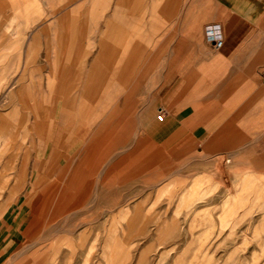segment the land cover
I'll use <instances>...</instances> for the list:
<instances>
[{
    "label": "rangeland",
    "instance_id": "rangeland-1",
    "mask_svg": "<svg viewBox=\"0 0 264 264\" xmlns=\"http://www.w3.org/2000/svg\"><path fill=\"white\" fill-rule=\"evenodd\" d=\"M5 59L0 45V264H264V170L251 172L249 158L226 162L228 156L182 158L165 151L167 156L154 158L150 166L132 168V158L122 156L133 143L143 146L138 140L143 113L148 106L153 116L158 112L151 92L162 78L152 79L151 86L142 78L137 110L128 111L136 122L131 136L136 142L123 143L122 117L114 115L115 102L120 114L126 95L118 93L116 79H97L93 89L101 92L92 103L80 93L88 89L86 79L14 77L29 73L32 63ZM41 64L46 74L55 73V62ZM110 81L114 85H107ZM50 88L62 92V100L74 98L73 115L37 109L45 106L40 102ZM56 117L52 131L62 134L60 160L50 164L48 153H38L37 134ZM72 118L91 129L86 140L72 143ZM259 121L264 123V115ZM165 133L162 127L158 137ZM251 147L248 153L257 155L252 166L264 169V143ZM38 158L46 159V173L32 169ZM81 159L89 162L86 197L59 216L49 210L37 214L36 187L55 178L62 183ZM26 191L34 195L29 200ZM44 194L51 199L56 190ZM16 234L20 244L12 242Z\"/></svg>",
    "mask_w": 264,
    "mask_h": 264
},
{
    "label": "crops",
    "instance_id": "crops-1",
    "mask_svg": "<svg viewBox=\"0 0 264 264\" xmlns=\"http://www.w3.org/2000/svg\"><path fill=\"white\" fill-rule=\"evenodd\" d=\"M4 2L0 45L5 47V60L32 63L25 70L29 73L12 76L84 78L88 89L80 93L88 95L92 103L101 92L93 89L97 79H116L121 88L118 93L126 95L120 114L119 102H115L118 111L114 115L117 120L122 117L123 143L134 134L136 122L128 111L137 110L135 95L142 93V78L149 79L150 86L152 79L162 78L151 93L157 98L158 112L162 108L165 117L158 120V112L153 116L151 106L143 113V137L138 139L143 146L133 143L122 155L132 158V168L135 164L148 167L154 158L167 156L162 152L171 151L182 158L228 156L226 162H232L231 157H247L251 172L264 170L252 166L257 155L248 153L253 143H264V123L259 121L264 115V0ZM209 22L222 25L224 44L220 48L205 38ZM45 62L56 63L55 73H45L41 64ZM61 93L48 89V98L40 102L45 106L37 109H66L73 115L74 98L62 100ZM56 119L37 134L38 153H48L50 164L60 160L62 134L52 131L58 125ZM80 124L72 118L70 127L76 135L72 143L86 140L91 130L80 128ZM162 127L166 133L158 137ZM49 140L52 144H47ZM192 151L197 154H190ZM140 158L144 161L137 163ZM45 160L38 158L32 169L46 173ZM87 168L89 162L81 159L62 183L55 178L36 187L37 214L49 210L59 216L72 210L77 199L86 197L90 183ZM45 189L56 190L55 197L46 199ZM25 195L28 200L34 196L27 191ZM28 200L25 205L30 204ZM19 241L17 234L12 237L14 244Z\"/></svg>",
    "mask_w": 264,
    "mask_h": 264
},
{
    "label": "built area",
    "instance_id": "built-area-1",
    "mask_svg": "<svg viewBox=\"0 0 264 264\" xmlns=\"http://www.w3.org/2000/svg\"><path fill=\"white\" fill-rule=\"evenodd\" d=\"M204 34L207 41H209L215 48H220L224 44V35L222 25L219 22H209L205 25ZM165 111L161 108L157 113V119L163 121Z\"/></svg>",
    "mask_w": 264,
    "mask_h": 264
}]
</instances>
